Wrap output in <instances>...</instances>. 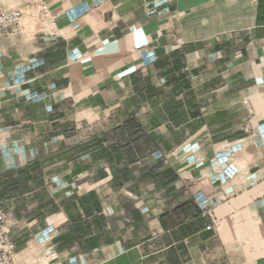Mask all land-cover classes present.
<instances>
[{"label":"crops","instance_id":"crops-1","mask_svg":"<svg viewBox=\"0 0 264 264\" xmlns=\"http://www.w3.org/2000/svg\"><path fill=\"white\" fill-rule=\"evenodd\" d=\"M0 5L55 19L0 39L22 264H264V0Z\"/></svg>","mask_w":264,"mask_h":264},{"label":"built area","instance_id":"built-area-1","mask_svg":"<svg viewBox=\"0 0 264 264\" xmlns=\"http://www.w3.org/2000/svg\"><path fill=\"white\" fill-rule=\"evenodd\" d=\"M24 14V10L22 8H15L12 10H4L0 5V39L10 37L14 30L19 27L21 18ZM47 14V13H46ZM247 124L246 130H251V120L254 116L252 109L247 106ZM235 150L229 149V155L232 156ZM230 177V173L227 172L224 174V179H228ZM204 211L210 215V209L204 208ZM7 213L0 208V264H22L17 259V250L14 241L9 237L7 231ZM211 226H207V229H210Z\"/></svg>","mask_w":264,"mask_h":264},{"label":"rangeland","instance_id":"rangeland-1","mask_svg":"<svg viewBox=\"0 0 264 264\" xmlns=\"http://www.w3.org/2000/svg\"><path fill=\"white\" fill-rule=\"evenodd\" d=\"M28 14L27 22L23 26V20L21 18L20 26L24 27V31L33 37L38 31H52L55 28V19L46 14L40 8L34 7L30 9H24V15ZM23 17V16H22ZM39 262V263H38ZM38 262L30 261L28 264H43V260Z\"/></svg>","mask_w":264,"mask_h":264},{"label":"bare ground","instance_id":"bare-ground-1","mask_svg":"<svg viewBox=\"0 0 264 264\" xmlns=\"http://www.w3.org/2000/svg\"><path fill=\"white\" fill-rule=\"evenodd\" d=\"M23 23L25 24V19H23Z\"/></svg>","mask_w":264,"mask_h":264}]
</instances>
